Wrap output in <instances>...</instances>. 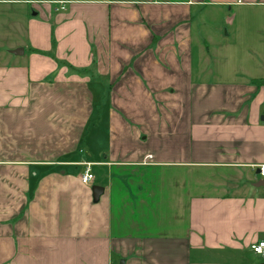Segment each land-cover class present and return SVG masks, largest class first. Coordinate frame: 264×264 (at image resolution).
I'll use <instances>...</instances> for the list:
<instances>
[{
    "label": "crops",
    "instance_id": "obj_1",
    "mask_svg": "<svg viewBox=\"0 0 264 264\" xmlns=\"http://www.w3.org/2000/svg\"><path fill=\"white\" fill-rule=\"evenodd\" d=\"M235 1L0 0V264H264V0Z\"/></svg>",
    "mask_w": 264,
    "mask_h": 264
},
{
    "label": "built area",
    "instance_id": "obj_2",
    "mask_svg": "<svg viewBox=\"0 0 264 264\" xmlns=\"http://www.w3.org/2000/svg\"><path fill=\"white\" fill-rule=\"evenodd\" d=\"M154 1H157V0H154ZM231 1V0H230ZM57 3L60 5L59 7H57L58 9H64L63 7V1H57ZM228 3V2H227ZM230 3H234V4H238V3H241L240 0H237L235 2H230ZM56 8V9H57ZM83 166H84V170L83 172L79 175V180L81 183L83 184H89L93 181L94 179V176L93 174L91 173L90 171V163L86 162V163H83ZM259 175L264 178V165H261L259 167ZM250 250L254 253V254H257V255H261V256H264V240H260V241H257V242H253L250 244Z\"/></svg>",
    "mask_w": 264,
    "mask_h": 264
},
{
    "label": "rangeland",
    "instance_id": "obj_3",
    "mask_svg": "<svg viewBox=\"0 0 264 264\" xmlns=\"http://www.w3.org/2000/svg\"><path fill=\"white\" fill-rule=\"evenodd\" d=\"M35 1H32V3H31V5H33V3H34ZM50 4H49V6H52V7H55V6H57V7H59L60 5L58 4V3H56L55 1H48ZM37 3H44V2H38L37 1ZM36 4V3H35ZM93 126H94V124L93 123H91V125H90V127H89V129H88V131H91L92 130V128H93ZM88 134L86 133V136H87ZM102 140V139H101ZM86 141H87V143H89V146H91V147H93V146H95V144L97 143V139H91V141H89L88 140V138H86ZM104 156V153H101V155H100V159H101V157H103ZM91 172H92V174H93V176L95 177V179H96V182H98V183H100V181H101V178L103 177V170H102V168L100 167V166H91ZM122 259H120L119 260V263H120V261H121ZM118 263V264H119Z\"/></svg>",
    "mask_w": 264,
    "mask_h": 264
},
{
    "label": "water",
    "instance_id": "obj_4",
    "mask_svg": "<svg viewBox=\"0 0 264 264\" xmlns=\"http://www.w3.org/2000/svg\"><path fill=\"white\" fill-rule=\"evenodd\" d=\"M32 14H33V15H36V12L33 11ZM19 51L22 52L21 49H20ZM12 52H13V53H17L18 51H17V49H15V50H13ZM257 172L259 173V170H257ZM262 182H263V184H264V180H263ZM101 192H102V188H101L100 186H98V185H94V186L92 187V196H93V199H94V200H97V199H98V196L101 194ZM122 263H123V261L121 260V261H120V264H122Z\"/></svg>",
    "mask_w": 264,
    "mask_h": 264
},
{
    "label": "trees",
    "instance_id": "obj_5",
    "mask_svg": "<svg viewBox=\"0 0 264 264\" xmlns=\"http://www.w3.org/2000/svg\"><path fill=\"white\" fill-rule=\"evenodd\" d=\"M257 82V81H256Z\"/></svg>",
    "mask_w": 264,
    "mask_h": 264
}]
</instances>
